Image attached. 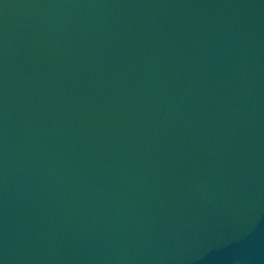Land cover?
<instances>
[{
    "label": "water",
    "instance_id": "95a60500",
    "mask_svg": "<svg viewBox=\"0 0 264 264\" xmlns=\"http://www.w3.org/2000/svg\"><path fill=\"white\" fill-rule=\"evenodd\" d=\"M0 264H264V0H0Z\"/></svg>",
    "mask_w": 264,
    "mask_h": 264
}]
</instances>
